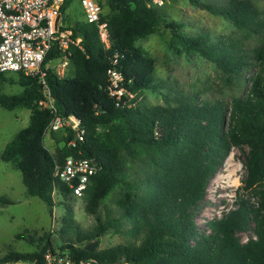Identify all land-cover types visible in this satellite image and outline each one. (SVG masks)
I'll use <instances>...</instances> for the list:
<instances>
[{"label": "trees", "instance_id": "obj_1", "mask_svg": "<svg viewBox=\"0 0 264 264\" xmlns=\"http://www.w3.org/2000/svg\"><path fill=\"white\" fill-rule=\"evenodd\" d=\"M70 2L64 0L61 10ZM189 2L229 20L243 40H258L246 50L243 40L206 42L201 34L181 33L182 24L176 21L165 22L170 49L197 53L216 66L219 97L200 98L172 87L160 91L167 87L155 82L152 59L136 42L166 19L162 7H148L143 0H100L107 44L84 15L65 26L72 38L81 40L70 44L69 54L54 47L45 58L43 66L66 58L73 69L67 76L45 70L55 113L38 103L42 84L37 76L0 72V82L6 74H15L22 87L19 93L0 94V106L30 110L28 125L0 150V160L12 162L21 172L28 195L44 201L51 212L54 192L64 200L73 196L67 184L53 176L55 164L68 157L95 161L97 170L82 198L96 224L92 231L77 235L78 243L68 241L59 247L72 259L91 264H264L263 10L253 0ZM255 66L259 70L248 76ZM110 67L122 74L127 94L121 101L106 89ZM145 89L160 91L163 102H138ZM55 115L74 118L85 133L79 140L66 129L62 146L53 154L44 145V135ZM233 147L242 150L245 169L234 206L200 227L197 218L207 204L208 184ZM110 193L114 209L102 214L98 208ZM249 195L256 201L251 202ZM64 209V222L72 223L71 207L66 204ZM122 228L135 240L91 251L83 248L109 229L118 233ZM249 230L253 235L243 242L240 234ZM15 238L37 241V247L30 252L9 250L1 262L44 264L45 252L55 250L48 234L35 239L21 232Z\"/></svg>", "mask_w": 264, "mask_h": 264}, {"label": "rangeland", "instance_id": "obj_2", "mask_svg": "<svg viewBox=\"0 0 264 264\" xmlns=\"http://www.w3.org/2000/svg\"><path fill=\"white\" fill-rule=\"evenodd\" d=\"M219 3L221 0H204ZM263 10L264 0H253ZM165 14L166 21L161 22L154 33L139 39L136 44L140 46L152 59L154 66L155 82L167 87L160 91L173 88L175 92L194 94L200 98L213 99L221 96L217 84L219 71L216 66L203 56L197 53H186L172 50L167 45L169 35L165 28V22L176 21L182 24L180 32L187 36L203 35L206 42L221 40H243L238 29L222 16L211 14L208 10L192 5L189 0H167L161 8ZM103 11V9H102ZM60 25L74 23L76 19H81L83 8L80 0H71L60 13ZM242 47L251 49L257 42L256 37L244 39ZM180 47V46H179ZM64 58L51 60L47 63L59 76L73 74V69L66 60V65L62 63ZM259 70L255 66L249 70V75H255ZM6 80L0 82V94H15L22 90L17 83L15 74H6ZM244 86L241 93L247 89ZM160 91L145 89L137 96V101L145 105L162 103ZM30 110L26 108H15L7 110L0 106V150L10 141L14 135L29 123ZM65 129L46 132L44 135V145L51 152L62 146V137ZM247 149V148H245ZM242 150L233 147L226 158L221 169L210 180L207 188V204L202 213L197 218V223L203 227L205 221L210 217H217L222 212L234 206V201L242 185L245 174L243 166ZM0 258L9 250L18 252H30L37 247L36 242H29L28 239H16L15 234L25 233L37 239L40 236L50 235L53 246L56 250L62 243H78L77 235L92 231L96 221L94 215L85 210L84 198L69 196L66 200L58 194L53 193L54 205L51 212L44 201L36 196H30L26 192V187L22 181L21 172L12 162L0 160ZM251 202L256 199L248 196ZM110 193L99 206L98 210L102 214L106 209H114ZM9 201V202H6ZM68 204L72 209V223H65L66 211L64 205ZM253 235L252 230L240 234L242 241ZM134 237L128 235L122 228L121 232H114L109 229L105 233L98 235L91 241H96L98 249L115 246L119 243L134 241ZM0 264H28L24 261L1 262Z\"/></svg>", "mask_w": 264, "mask_h": 264}, {"label": "built area", "instance_id": "obj_3", "mask_svg": "<svg viewBox=\"0 0 264 264\" xmlns=\"http://www.w3.org/2000/svg\"><path fill=\"white\" fill-rule=\"evenodd\" d=\"M148 7L160 8L167 0H143ZM64 0H0V72H21L27 76H37L42 84V98L39 105L56 108L47 87L44 75L49 68L44 65L46 56L52 48L69 54L70 44L78 45L80 38H72V31L60 25L61 6ZM83 15L87 22L97 26L99 36L108 43L107 23L102 21L100 0H80ZM65 61L62 63L65 66ZM116 61L114 60L113 63ZM106 89L116 101L127 94L122 86V74L115 67L107 70ZM132 98V95H130ZM71 129L76 139L83 140L84 129L72 117L55 115L45 129L46 132ZM73 144V142H71ZM97 170L94 160L68 157L63 163H56L53 176L67 184L72 195L83 196L90 177ZM220 216V215H219ZM214 217H210L212 219ZM44 264H91L90 260L72 259L59 250L48 249L44 254Z\"/></svg>", "mask_w": 264, "mask_h": 264}, {"label": "water", "instance_id": "obj_4", "mask_svg": "<svg viewBox=\"0 0 264 264\" xmlns=\"http://www.w3.org/2000/svg\"><path fill=\"white\" fill-rule=\"evenodd\" d=\"M95 245H96V241H90L89 243L85 244L83 248L87 251H91ZM15 261H17V259Z\"/></svg>", "mask_w": 264, "mask_h": 264}, {"label": "crops", "instance_id": "obj_5", "mask_svg": "<svg viewBox=\"0 0 264 264\" xmlns=\"http://www.w3.org/2000/svg\"><path fill=\"white\" fill-rule=\"evenodd\" d=\"M62 11V10H61Z\"/></svg>", "mask_w": 264, "mask_h": 264}]
</instances>
